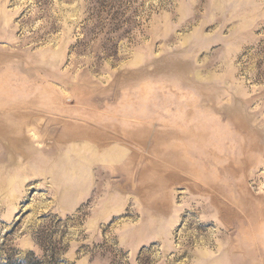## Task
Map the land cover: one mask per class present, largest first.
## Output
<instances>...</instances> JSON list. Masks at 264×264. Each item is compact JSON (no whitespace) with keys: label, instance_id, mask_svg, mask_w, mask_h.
Masks as SVG:
<instances>
[{"label":"rangeland","instance_id":"rangeland-1","mask_svg":"<svg viewBox=\"0 0 264 264\" xmlns=\"http://www.w3.org/2000/svg\"><path fill=\"white\" fill-rule=\"evenodd\" d=\"M0 264H264V0H0Z\"/></svg>","mask_w":264,"mask_h":264}]
</instances>
